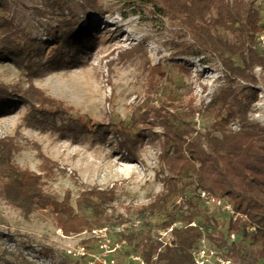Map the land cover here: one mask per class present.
<instances>
[{"label":"trees","instance_id":"obj_1","mask_svg":"<svg viewBox=\"0 0 264 264\" xmlns=\"http://www.w3.org/2000/svg\"><path fill=\"white\" fill-rule=\"evenodd\" d=\"M10 1L0 0V61L14 64L26 75L28 85L22 88L18 84L10 86L0 81V116L10 113L22 103L42 114L48 111L67 114L72 110L70 106L33 85L32 80L38 74L40 60L47 47L39 39L29 36L9 17ZM72 1H76L82 9L92 10L96 9L98 2L46 0L48 8L60 13L57 19L59 31L53 36L56 43L49 49L50 63L77 49V45H87L95 40L82 37L89 34L94 24L76 27L77 14L70 6ZM126 2L135 14L148 13L154 18L173 20L179 28L180 38L189 37L191 40L189 44L175 41L174 47L180 48V54L216 56L228 83L205 104V108H215L217 113L211 126L203 131H198L190 121L199 109L192 105L179 107L178 101L170 102L175 111L168 110L167 114L160 115L162 137L156 133L145 135V128L140 127V123L149 124L152 131L156 124L149 120L152 116L148 112L139 121L132 118L129 124L124 121L104 124L82 116L70 119L78 131L104 130L115 135L119 149L127 150L125 159L130 162L140 159L138 141L150 137L163 168L168 171L169 175L162 181L163 189L137 209L136 217L140 222L118 233L119 237L126 239V252L140 253L146 261L156 255L158 264H193L191 249L206 236L212 239L214 246L223 249L240 264H264V124L252 121L249 115L257 101L253 70L259 66L264 71V49L256 45V35L264 32L261 13L247 0ZM219 29L229 32L231 37L220 34ZM133 50L125 49L119 56ZM158 73H161L158 64L151 67L149 92L158 82ZM236 79L249 85L237 92L232 86ZM9 97L14 101L6 105ZM23 148L15 135L0 137L1 198L26 216L36 210H49L56 225L66 235L107 224L113 226V214L109 213L110 190L86 186L75 200L76 207L70 203L69 191L62 200H58L46 192L44 173L22 168L13 161V154ZM39 156L42 158V172L55 167L56 164L41 153ZM186 175L193 176L198 188L229 199L237 211L246 213L258 226L256 232L246 231L226 213L227 220L220 224L213 214L207 212L206 208L212 206L204 205L196 194L178 204L177 197L184 194L186 183H182V178ZM76 209L88 210L89 215L76 213ZM156 215H160L162 222L154 225L150 217ZM123 220L121 218L117 223L121 224ZM210 222L213 228L209 231L211 226L207 223ZM171 225H174V245L163 246L155 235L157 230ZM231 233L235 234L234 239H230ZM0 260L13 264L5 259V254L0 255ZM76 260L84 263L83 260Z\"/></svg>","mask_w":264,"mask_h":264},{"label":"rangeland","instance_id":"obj_2","mask_svg":"<svg viewBox=\"0 0 264 264\" xmlns=\"http://www.w3.org/2000/svg\"><path fill=\"white\" fill-rule=\"evenodd\" d=\"M126 1L98 0L95 10L82 9L72 1L70 6L77 14L76 27L94 24L89 34L82 37L95 40L77 45V49L50 63L49 49L56 43L53 36L59 31L60 13L48 8L46 0H11L9 17L47 47L33 85L72 110L67 114L52 111L42 114L22 103L0 116V137L15 135L24 146L13 154V161L22 168L44 173V187L51 196L62 200L69 191L70 203L76 207L75 200L86 186L110 190L113 226L121 218L125 219L123 222L138 218L137 209L163 189L162 181L168 171L163 168L150 137L138 141L140 159L130 162L125 159L127 150L119 149L115 135L104 130L78 131L70 119L82 116L104 124L119 121L129 124L132 118L139 121L148 112L152 116L149 120L156 124L152 131L149 124L140 123V127L145 128V135L156 133L162 137L160 115L175 111L170 102L178 101L179 107L192 105L199 109L190 121L198 131H203L211 126L217 113V109H207L205 104L228 85L216 56L184 55L180 54V48L174 47L175 41L189 44L191 40L180 38L173 20L154 18L148 13L135 14ZM247 1L259 10L264 22V0ZM218 32L231 37L229 32L221 29ZM131 48L133 52L119 56L121 51ZM157 64L161 73L156 74L158 82L149 92L151 67ZM253 73L257 101L249 115L252 121L264 124V71L256 66ZM0 81L22 88L28 85L26 75L5 61H0ZM245 85L249 83L241 79L232 84L237 92ZM13 101L9 97L5 104ZM39 153L56 164L52 170L41 171ZM182 183L186 184L184 194L177 197L178 204L198 189L192 175L184 176ZM206 209L220 224L227 220L221 208ZM76 213L89 215L85 209H76ZM150 221L157 225L162 218L151 216ZM207 226H211L209 231L213 228L211 222ZM0 230L14 234L10 241H0V255L5 254L10 263L84 264L65 252L79 243L83 235L78 236L80 232L66 235L49 210H36L26 216L0 197ZM206 238L212 244V239ZM0 264L7 263L0 260Z\"/></svg>","mask_w":264,"mask_h":264},{"label":"built area","instance_id":"obj_3","mask_svg":"<svg viewBox=\"0 0 264 264\" xmlns=\"http://www.w3.org/2000/svg\"><path fill=\"white\" fill-rule=\"evenodd\" d=\"M256 45L264 49V33H259L256 36ZM196 195L204 205L221 208L232 221L237 222L246 231L256 232L258 226L250 220L246 213L237 211L226 197L212 194L201 188L197 189ZM139 222L140 219L136 218L132 221L122 222L117 226L104 225L84 230L78 234V236L83 235L79 243L66 249L65 252L67 256L83 260L85 264H158L156 255H153L150 261H146L140 253L126 252V239L118 236V233ZM192 225L195 224L192 223ZM173 227L174 225H171L157 230L155 236L163 246L174 245ZM57 232L63 235L61 229H58ZM12 235L14 234L6 230H0V241H10ZM234 238L235 234L231 233L230 239ZM191 259L193 264H240L223 249L208 243L206 236H203L191 249Z\"/></svg>","mask_w":264,"mask_h":264}]
</instances>
